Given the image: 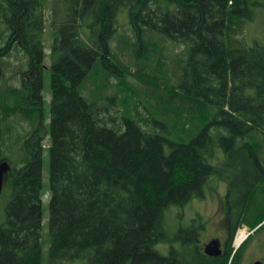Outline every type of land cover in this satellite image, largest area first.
<instances>
[{"label":"trees","instance_id":"16d2710c","mask_svg":"<svg viewBox=\"0 0 264 264\" xmlns=\"http://www.w3.org/2000/svg\"><path fill=\"white\" fill-rule=\"evenodd\" d=\"M255 3L51 0L44 145V0H0V264H42L45 148L49 264H239L264 228V46L241 37ZM13 49L18 84L5 77ZM13 119L28 129L12 145ZM212 178L227 184L219 256L203 252L201 216L166 225ZM242 225L255 229L232 254Z\"/></svg>","mask_w":264,"mask_h":264},{"label":"rangeland","instance_id":"374dc122","mask_svg":"<svg viewBox=\"0 0 264 264\" xmlns=\"http://www.w3.org/2000/svg\"><path fill=\"white\" fill-rule=\"evenodd\" d=\"M50 1L44 0V15H45V25L43 30V44H44V89L43 97L45 99L44 110L45 118L43 125L44 133V145H48L49 137L47 132V126L49 123V101H50V92H49V82L47 78V69L50 65L49 52L50 47L53 42L52 30H51V21H50ZM256 1L255 4L250 6L252 12V18L247 20L245 23L244 30L241 37H243V42L246 46L253 45L255 42L264 46V0H253ZM117 25L118 31L125 29L126 26H130L129 19L124 12H120L117 15ZM166 46L172 49L175 53H179L182 50V45H173L171 43L166 44ZM7 61L6 69V79H8L13 84H18V71L19 65L21 62H24L25 57L23 54L13 49L9 56L4 57ZM129 84L134 88H137L138 93L143 91L146 88V84L139 81L136 76H129ZM130 88V86H128ZM138 111H143L144 109L141 106H137ZM13 141L11 144H14V139L20 137L25 130L28 129L25 123L20 120L13 119ZM264 159V155H262ZM20 165V164H19ZM42 228H41V245H42V264H49L48 259V248H49V233H48V201H49V180H48V151L45 148L42 153ZM227 184L216 178H212L209 185L204 189L203 197H194L190 199L187 205L182 208V215L180 217L176 214V208L167 213L166 225L170 231H174L176 225L179 222L182 225H188L191 222V219L197 215L201 216L202 220L205 222V227L201 231V244L205 243L211 237H219L222 235V231L226 229V214H227ZM264 221L260 223L263 224ZM244 225L239 228H243ZM257 228V227H256ZM241 230V229H240ZM248 230V229H247ZM238 231V230H237ZM244 231V230H241ZM239 231V232H241ZM250 231V229L248 230ZM238 232V233H239ZM237 233V232H236ZM252 234V233H251ZM250 234V235H251ZM222 237V236H221ZM237 237V236H236ZM245 238V235L238 237L237 240L232 242V248L234 251L235 246L242 243V240ZM236 240V242H235ZM236 244V245H235ZM156 248L162 253H168L167 244H157ZM253 259H259L264 264V228H260L256 233L253 234V237L243 253L241 254L239 264H249ZM66 264H82L81 261L77 260L74 262H68Z\"/></svg>","mask_w":264,"mask_h":264},{"label":"water","instance_id":"95a60500","mask_svg":"<svg viewBox=\"0 0 264 264\" xmlns=\"http://www.w3.org/2000/svg\"><path fill=\"white\" fill-rule=\"evenodd\" d=\"M10 163L6 160L0 161V193L4 186V176L10 171ZM203 252L208 256H217L221 253L220 241L215 238L203 245ZM253 264H262L261 261H255Z\"/></svg>","mask_w":264,"mask_h":264},{"label":"flooded vegetation","instance_id":"af4514ba","mask_svg":"<svg viewBox=\"0 0 264 264\" xmlns=\"http://www.w3.org/2000/svg\"><path fill=\"white\" fill-rule=\"evenodd\" d=\"M222 236V237H221ZM219 237H211L210 239H208L205 243H207L208 241L212 240V239H219L220 241V248H221V253L219 255H222L226 252L227 246H228V239H229V229L226 223V229L224 231H222V235ZM202 244L203 245L205 244ZM217 255V256H219ZM259 259H253L249 264H253L255 261H258ZM260 261V260H259ZM263 264V263H262Z\"/></svg>","mask_w":264,"mask_h":264},{"label":"bare ground","instance_id":"6f19581e","mask_svg":"<svg viewBox=\"0 0 264 264\" xmlns=\"http://www.w3.org/2000/svg\"><path fill=\"white\" fill-rule=\"evenodd\" d=\"M242 235H245V238H246L245 231H241V232L238 233V235H237V237H236V240H237L238 237H241ZM245 238L242 240V242L245 240ZM236 240H235V242H236ZM235 245H236V244H235ZM239 245H240V244H239Z\"/></svg>","mask_w":264,"mask_h":264},{"label":"built area","instance_id":"2783aa9c","mask_svg":"<svg viewBox=\"0 0 264 264\" xmlns=\"http://www.w3.org/2000/svg\"><path fill=\"white\" fill-rule=\"evenodd\" d=\"M241 230H244L245 231L246 236L250 233V231H248L246 227L241 228ZM241 230L239 229L237 231L236 236L238 235V232L241 231ZM236 236H235V239H236Z\"/></svg>","mask_w":264,"mask_h":264}]
</instances>
